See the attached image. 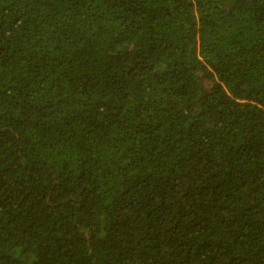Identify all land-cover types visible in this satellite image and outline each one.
<instances>
[{
    "label": "trees",
    "instance_id": "trees-1",
    "mask_svg": "<svg viewBox=\"0 0 264 264\" xmlns=\"http://www.w3.org/2000/svg\"><path fill=\"white\" fill-rule=\"evenodd\" d=\"M0 264H264V0H0Z\"/></svg>",
    "mask_w": 264,
    "mask_h": 264
}]
</instances>
